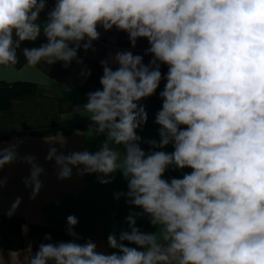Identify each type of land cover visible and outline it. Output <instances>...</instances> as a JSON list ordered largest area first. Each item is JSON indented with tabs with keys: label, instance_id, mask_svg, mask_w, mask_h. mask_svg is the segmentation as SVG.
<instances>
[{
	"label": "clouds",
	"instance_id": "obj_1",
	"mask_svg": "<svg viewBox=\"0 0 264 264\" xmlns=\"http://www.w3.org/2000/svg\"><path fill=\"white\" fill-rule=\"evenodd\" d=\"M45 7L46 0H0V66L17 65L21 42L41 33L47 43L23 49L28 66L82 63L78 50L92 48L99 28L126 32L132 47L140 38L149 42L148 65L131 51L102 60V90L89 92L74 109L106 134L100 150L65 155L53 147L45 159L55 160L61 180L75 167L108 184L119 170L128 191L116 198L126 197L159 227L141 232V213H130L129 230L107 237L117 251L105 254L91 239L75 242L78 219L69 215L74 239L40 244L27 264H264V0H56L40 23ZM161 64L168 71L155 119L160 140L148 143L171 144L174 151L146 153L136 130L147 113L138 102L156 93ZM17 147H0V169L19 158ZM23 162L30 165L24 182L35 199L44 169L34 156ZM169 166L191 172L169 181L163 178ZM20 203L17 198L9 216ZM45 239L51 241L50 234Z\"/></svg>",
	"mask_w": 264,
	"mask_h": 264
},
{
	"label": "crops",
	"instance_id": "obj_2",
	"mask_svg": "<svg viewBox=\"0 0 264 264\" xmlns=\"http://www.w3.org/2000/svg\"><path fill=\"white\" fill-rule=\"evenodd\" d=\"M56 0H46V7L40 13L39 22L47 20L49 11ZM100 38L92 42V48L78 50L77 59L68 66L63 62L48 65L43 61L33 66L26 65L23 56L24 48H38L47 43V38L41 33L36 41L21 42L17 49L19 63L14 66H0V80L5 82L27 81L41 88L40 92L24 95L11 100L9 106L0 109V147L16 144L18 159L0 169V181L5 186L0 189V264H27V258L34 256L42 243L71 241L74 237L68 235L67 217L75 215L78 224L74 231L80 237L75 242L84 244L91 239L97 245V251L111 254L115 249L109 247L107 237L121 231L129 230L126 217L130 213H141L136 218V226L141 232L156 233L159 226L151 224V218L143 214V210L129 205L126 197L116 198V193L128 191V183L119 170L111 174V183L101 184L98 174L79 175L74 167L69 179H59L55 160L48 161L46 156L50 148H56L58 154L89 151L95 153L106 141V134H97L87 113L74 111L73 104L67 95L75 86L90 85L102 88L100 79L103 76L102 60H108L117 51H131L134 55L143 57V63L148 65L153 59L147 52L150 47L145 38L137 40L132 47L126 32L113 29L105 31L99 28ZM83 44V42H82ZM113 70L118 65L110 63ZM90 71V75L88 72ZM162 79L156 93L144 98L138 103L145 107L147 122L136 130L141 137L140 147L146 152L165 151L171 153V144L160 148H152L150 140L159 142L160 125L155 123L157 113L162 109L163 91L168 66L160 65ZM83 105V104H82ZM80 105V106H82ZM123 153V145H112ZM26 156H34L36 163L44 169L39 177L43 183L35 199L31 198L32 188L26 187L25 179L30 176V165L23 162ZM190 168L177 169L169 166L163 178H182L190 173ZM17 198L21 199L18 209L9 216L11 205ZM18 217L17 226L19 240L14 243L16 249H8L5 245L3 218ZM8 219L6 229L14 223ZM51 236V241L45 239ZM127 244V242H125ZM130 247H137L128 244Z\"/></svg>",
	"mask_w": 264,
	"mask_h": 264
},
{
	"label": "trees",
	"instance_id": "obj_3",
	"mask_svg": "<svg viewBox=\"0 0 264 264\" xmlns=\"http://www.w3.org/2000/svg\"><path fill=\"white\" fill-rule=\"evenodd\" d=\"M102 90L101 87L98 86H90V85H81L75 86L74 88L69 90L67 95L68 99L73 104L82 105L87 102V94L89 92H93L96 90ZM41 88H39L36 84L27 81H16V82H5L0 80V109L7 108L11 102V100L29 94H34L36 92H40ZM14 223H10L11 226L6 229V224L8 219ZM20 223V218L18 217H4L3 218V229H4V237H5V245L8 249H16L18 248V243L15 244L14 241L19 240V232L18 225Z\"/></svg>",
	"mask_w": 264,
	"mask_h": 264
}]
</instances>
